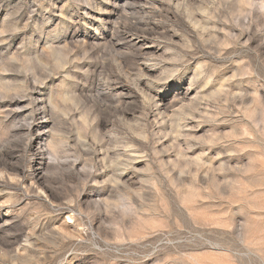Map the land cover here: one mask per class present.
<instances>
[{
  "label": "rangeland",
  "instance_id": "obj_1",
  "mask_svg": "<svg viewBox=\"0 0 264 264\" xmlns=\"http://www.w3.org/2000/svg\"><path fill=\"white\" fill-rule=\"evenodd\" d=\"M0 264H264V0H0Z\"/></svg>",
  "mask_w": 264,
  "mask_h": 264
}]
</instances>
